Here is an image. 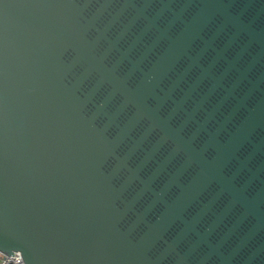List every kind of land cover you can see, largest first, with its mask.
Listing matches in <instances>:
<instances>
[{
  "label": "water",
  "instance_id": "obj_1",
  "mask_svg": "<svg viewBox=\"0 0 264 264\" xmlns=\"http://www.w3.org/2000/svg\"><path fill=\"white\" fill-rule=\"evenodd\" d=\"M0 251L264 264V0H0Z\"/></svg>",
  "mask_w": 264,
  "mask_h": 264
},
{
  "label": "built area",
  "instance_id": "obj_2",
  "mask_svg": "<svg viewBox=\"0 0 264 264\" xmlns=\"http://www.w3.org/2000/svg\"><path fill=\"white\" fill-rule=\"evenodd\" d=\"M0 264H25V261L19 251L15 252V256L0 251Z\"/></svg>",
  "mask_w": 264,
  "mask_h": 264
}]
</instances>
